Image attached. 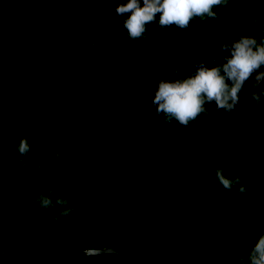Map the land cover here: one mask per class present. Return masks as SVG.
<instances>
[{"label":"trees","instance_id":"trees-1","mask_svg":"<svg viewBox=\"0 0 264 264\" xmlns=\"http://www.w3.org/2000/svg\"><path fill=\"white\" fill-rule=\"evenodd\" d=\"M126 2L0 0V246L116 244L139 264L247 261L243 229L264 217V104L254 106L253 81L232 113L209 105L191 127L168 125L151 101L174 66L181 76L205 60L215 67L230 55L222 42L264 37V0H229L220 21L187 30L149 25L146 40L128 39L115 12ZM22 137L33 145L27 171L17 163ZM216 168L242 177L252 196L225 190ZM51 188L74 217L57 223L59 207L42 215L30 205ZM262 234L264 220L248 229L253 245ZM0 264L129 263L111 253Z\"/></svg>","mask_w":264,"mask_h":264},{"label":"clouds","instance_id":"clouds-1","mask_svg":"<svg viewBox=\"0 0 264 264\" xmlns=\"http://www.w3.org/2000/svg\"><path fill=\"white\" fill-rule=\"evenodd\" d=\"M97 4L101 0H96ZM229 0H127L119 4L115 12L125 17L123 28L129 40H146L149 25L157 24L161 29L175 26L187 30L194 21L221 20L222 13L217 9L225 8ZM259 16L251 21L257 24ZM221 54L223 63L209 67L210 61L205 60L193 65L188 75L181 76V68L174 66L173 78L161 79L154 85V98L151 103L156 108L157 116H163L165 123L172 127H191L201 116L210 114L209 105L214 104L217 110L232 113L240 103V95L251 80V97L254 106L264 104V37L242 35L232 40L231 44L222 42ZM214 57L211 63H215ZM174 121L176 123H174ZM53 155L60 158L61 153L54 150ZM16 152L22 159L17 161L20 168L27 171L33 166L30 154L33 145L27 137H22L16 146ZM45 155L44 150H40ZM79 155V152L75 153ZM37 169L43 170V165L36 164ZM215 177L227 191L236 188L238 193L251 197L252 192L240 176L231 178L225 175V170L216 168ZM251 184V177L248 178ZM60 189L51 188L47 193L37 194L29 202L39 206L41 214L49 209L59 207V213L54 219L57 223L61 218L75 216L76 208L70 205L68 199L60 195ZM84 192L80 193L81 198ZM55 197V199H54ZM241 251H245L240 246ZM239 264H264V234L260 235L254 245L248 250L247 261L243 255L238 257Z\"/></svg>","mask_w":264,"mask_h":264},{"label":"water","instance_id":"water-1","mask_svg":"<svg viewBox=\"0 0 264 264\" xmlns=\"http://www.w3.org/2000/svg\"><path fill=\"white\" fill-rule=\"evenodd\" d=\"M264 217L260 220L254 221L247 224L243 229L244 240L247 245L251 248L253 245L248 237V229L250 226L261 223ZM118 254L124 257L129 264H139L136 256L130 249L125 246L113 244L109 247H90L83 245H71L65 246L58 249H19L0 246V257L12 258L16 261L27 259V260H38V259H53L67 255H85V256H104L107 254ZM169 264H216L210 262H173Z\"/></svg>","mask_w":264,"mask_h":264},{"label":"rangeland","instance_id":"rangeland-1","mask_svg":"<svg viewBox=\"0 0 264 264\" xmlns=\"http://www.w3.org/2000/svg\"><path fill=\"white\" fill-rule=\"evenodd\" d=\"M130 244H133L134 242L132 240L129 241ZM134 245V244H133Z\"/></svg>","mask_w":264,"mask_h":264}]
</instances>
